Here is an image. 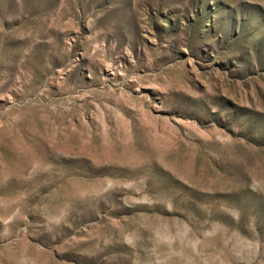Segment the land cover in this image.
Listing matches in <instances>:
<instances>
[{
	"label": "rangeland",
	"instance_id": "1",
	"mask_svg": "<svg viewBox=\"0 0 264 264\" xmlns=\"http://www.w3.org/2000/svg\"><path fill=\"white\" fill-rule=\"evenodd\" d=\"M0 264H264V0H0Z\"/></svg>",
	"mask_w": 264,
	"mask_h": 264
}]
</instances>
